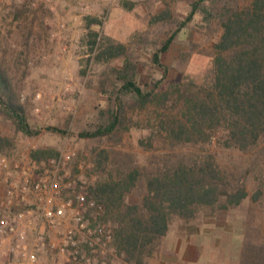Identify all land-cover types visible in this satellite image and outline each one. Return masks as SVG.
Returning <instances> with one entry per match:
<instances>
[{
    "label": "rangeland",
    "instance_id": "rangeland-1",
    "mask_svg": "<svg viewBox=\"0 0 264 264\" xmlns=\"http://www.w3.org/2000/svg\"><path fill=\"white\" fill-rule=\"evenodd\" d=\"M192 1L0 0V71L9 80L30 120L42 127L37 135L25 136L0 115V151L12 159L29 161L35 149L60 152L70 147L77 151L71 162L73 171L80 174L88 195L90 185L109 177L119 178L120 163L126 164L125 170L136 166L140 177L137 187L126 194L128 205L141 203L148 173L163 164L169 152L194 156L212 153L226 175L247 173L250 197L241 207L233 211L218 209L213 213L201 209L189 222L175 217L167 235L156 240L153 255L147 254L143 264H238L246 220L264 227V194L259 200H253L255 191L264 186V150L259 146V164H252L257 150L223 149L215 140L212 144L181 145L172 150L169 143L159 138L153 148H144L138 138L149 134L150 117L166 114L152 103L143 107L132 103L127 107L119 140L80 136L93 126L100 108L106 104L101 81L124 61L123 56L102 54L110 42L125 45L126 54L138 65L139 82L145 87L164 77L165 67L169 70L168 79L176 82L205 72L215 53L220 29L216 24L213 28L199 26V14L161 54L162 66L152 60L153 52L176 30L175 19L187 15ZM165 10L170 11V17L159 19ZM93 19L100 23H94ZM93 32L97 33L94 44ZM173 89L171 86V93ZM38 92L41 99L37 102ZM174 96L172 93L171 98ZM65 105L70 108H64ZM35 106L40 107L39 112H35ZM48 126L59 130L50 131ZM102 149L109 153V160L98 169L97 155ZM47 160L42 157L39 161ZM79 164L81 169L77 168ZM10 174L13 176L14 172ZM4 192L5 186L0 181V200ZM99 203L106 207L104 202ZM106 212L112 221L113 240L109 247L114 264H131L116 248L114 219L107 207ZM88 213L92 221V211ZM57 238L52 234V239ZM9 250V241L0 245V264H8ZM43 258L45 264H53L56 257L47 253Z\"/></svg>",
    "mask_w": 264,
    "mask_h": 264
},
{
    "label": "trees",
    "instance_id": "trees-1",
    "mask_svg": "<svg viewBox=\"0 0 264 264\" xmlns=\"http://www.w3.org/2000/svg\"><path fill=\"white\" fill-rule=\"evenodd\" d=\"M188 6L187 15L175 19L176 30L153 52L152 60L162 66L161 54L199 14V26L213 28L216 24L220 29L215 53L205 72L176 82L168 79L169 70L165 67L164 77L145 87L139 82L138 65L126 54L125 45L110 42L102 54L123 56L124 61L101 81L106 104L100 108L93 126L80 136L119 140L127 107L132 103L141 107L152 103L166 114L150 117V132L138 138L140 146L153 148L163 138L173 150L181 145L212 144L215 140L223 149L257 150L252 164H259L258 146L264 150V0H193ZM165 17H170L169 10L158 16ZM93 22L100 23L97 19ZM92 36L94 44L97 33ZM171 86L175 94L172 98ZM0 115L25 136L37 135L42 129L30 120L2 71ZM173 152L148 173L141 203L125 204L126 194L138 185L140 171L136 166L125 170L126 164L120 163L119 178L109 177L89 186V199L104 202L112 214L114 243L131 264H143L147 254L153 255L156 240L167 235L175 217L189 222L201 209L212 213L218 209L233 211L250 197L246 172L226 175L212 153L194 156ZM57 153L38 148L32 151V158L50 159ZM108 160L107 150H100L97 168L101 169ZM262 194L264 186L255 191L253 200H259ZM238 264H264V227L251 219L244 225Z\"/></svg>",
    "mask_w": 264,
    "mask_h": 264
},
{
    "label": "built area",
    "instance_id": "built-area-1",
    "mask_svg": "<svg viewBox=\"0 0 264 264\" xmlns=\"http://www.w3.org/2000/svg\"><path fill=\"white\" fill-rule=\"evenodd\" d=\"M40 99L38 92L35 101ZM76 156L70 147L45 162L12 159L0 151V181L5 186L0 245L9 241L8 264H45L47 253L56 257L53 264H114L109 247L112 221L103 204L89 199L80 174L73 171Z\"/></svg>",
    "mask_w": 264,
    "mask_h": 264
}]
</instances>
